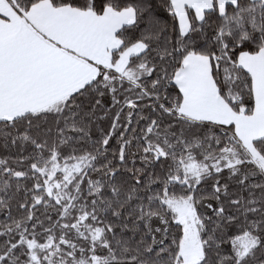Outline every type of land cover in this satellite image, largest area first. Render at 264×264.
<instances>
[{"label":"snow or ice","instance_id":"obj_1","mask_svg":"<svg viewBox=\"0 0 264 264\" xmlns=\"http://www.w3.org/2000/svg\"><path fill=\"white\" fill-rule=\"evenodd\" d=\"M0 264H264V0H0Z\"/></svg>","mask_w":264,"mask_h":264}]
</instances>
